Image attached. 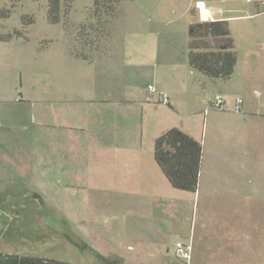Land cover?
<instances>
[{"label":"rangeland","instance_id":"rangeland-1","mask_svg":"<svg viewBox=\"0 0 264 264\" xmlns=\"http://www.w3.org/2000/svg\"><path fill=\"white\" fill-rule=\"evenodd\" d=\"M195 1L60 0L51 23L47 0H0V253L264 264V134L241 143L215 131L216 84L187 57ZM259 33L252 48H264ZM250 101L264 113V91ZM171 128L204 144L196 192L173 188L155 162Z\"/></svg>","mask_w":264,"mask_h":264},{"label":"trees","instance_id":"trees-1","mask_svg":"<svg viewBox=\"0 0 264 264\" xmlns=\"http://www.w3.org/2000/svg\"><path fill=\"white\" fill-rule=\"evenodd\" d=\"M16 1V0H12ZM48 20L59 21L60 0H47ZM188 63L211 78H228L234 71L236 54L226 20H201L188 27ZM207 38L213 39L211 46ZM202 143L178 128L154 140V158L169 184L196 192L202 165ZM0 264H71L64 260L30 254L0 253ZM114 264V263H113Z\"/></svg>","mask_w":264,"mask_h":264},{"label":"crops","instance_id":"crops-1","mask_svg":"<svg viewBox=\"0 0 264 264\" xmlns=\"http://www.w3.org/2000/svg\"><path fill=\"white\" fill-rule=\"evenodd\" d=\"M232 1L233 0H231V2ZM256 1L257 0H252V2L245 1L244 3V1L241 0V4H245V9L247 11L246 14H236V11H239V8H231L233 4L226 11H222L208 1H195L202 8L204 7L208 9V13L204 15L207 20L222 19L228 22L230 35L233 39V49L236 54L234 71L228 78H211L203 73L202 74L203 76H206L209 81H213L216 84L215 86L218 90L216 95L221 96L223 99L222 109L212 108L214 111L209 113L214 117L213 125L215 131L221 133L222 139H227L231 134L236 133L237 135H234L233 137L239 138L241 143H249L254 135L264 134V113L258 111L254 107L253 102H249V99H252L253 94L256 93L261 96L262 91H264V48L259 44L254 48L251 46L257 41L263 42L260 38L263 35L259 33V30H264L263 27L260 28V23L262 18H264V15L259 13V8H261V6L259 5V2L257 1V3ZM195 13L199 14V11L195 10ZM217 15L221 16L218 17ZM201 19H203V17H201ZM248 20H252L254 25H251V23L249 24ZM188 51L189 50H187V57ZM240 54L242 57H240ZM192 70L194 69L192 68ZM238 97L242 99V105L240 112L235 113L230 109H233L234 100ZM223 131L224 133H222ZM186 133L190 134V132ZM190 135L193 136L192 134ZM214 136L216 137L217 142L221 141V138H218L216 134ZM193 137L196 138L195 136ZM196 139L199 140L198 138ZM199 141L202 142L201 140ZM202 147L204 148V144ZM204 155L205 151L203 150L199 180L204 171Z\"/></svg>","mask_w":264,"mask_h":264},{"label":"built area","instance_id":"built-area-1","mask_svg":"<svg viewBox=\"0 0 264 264\" xmlns=\"http://www.w3.org/2000/svg\"><path fill=\"white\" fill-rule=\"evenodd\" d=\"M247 2H251L252 0H246ZM198 5V4H197ZM259 5L261 6V8L264 9V1L263 2H259ZM199 6V5H198ZM199 9V16L202 17L203 15H206L208 13V9L207 8H202L201 6L198 7ZM148 90L149 91H154V87L152 85H148ZM161 96H162V101L166 104L169 103V97L167 94L165 93H161ZM241 105H242V100L240 98H236L234 100V107H233V111L235 113H238L240 112L241 110ZM211 106L213 108H216V109H222V106H223V99L221 96L219 95H216L214 100L211 102ZM177 248L182 251V256L184 259H188L190 257V250H191V246L190 244L188 243H181V242H178L176 244Z\"/></svg>","mask_w":264,"mask_h":264},{"label":"clouds","instance_id":"clouds-1","mask_svg":"<svg viewBox=\"0 0 264 264\" xmlns=\"http://www.w3.org/2000/svg\"><path fill=\"white\" fill-rule=\"evenodd\" d=\"M198 11H199V9H198ZM199 18H200V16H199ZM200 20H207V19H204V18H203V19H200Z\"/></svg>","mask_w":264,"mask_h":264}]
</instances>
